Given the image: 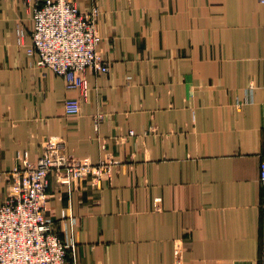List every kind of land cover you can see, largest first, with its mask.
Wrapping results in <instances>:
<instances>
[{
	"label": "crops",
	"instance_id": "obj_1",
	"mask_svg": "<svg viewBox=\"0 0 264 264\" xmlns=\"http://www.w3.org/2000/svg\"><path fill=\"white\" fill-rule=\"evenodd\" d=\"M38 1L0 0V204L14 169L59 144L113 162L96 183L49 173L66 264H264V4L73 0L98 5L109 66L84 70L82 95L26 51Z\"/></svg>",
	"mask_w": 264,
	"mask_h": 264
},
{
	"label": "built area",
	"instance_id": "obj_2",
	"mask_svg": "<svg viewBox=\"0 0 264 264\" xmlns=\"http://www.w3.org/2000/svg\"><path fill=\"white\" fill-rule=\"evenodd\" d=\"M259 1L264 4V0ZM99 12L98 5L81 11L73 0H41L31 10V44L26 51L35 57V66L51 69L63 78L66 90H79L82 95L87 90V67L102 72L109 69L97 51L101 40L96 28ZM24 35L23 28H18V44H23ZM64 112L78 114L80 100L65 98ZM103 117V112L94 115L96 129ZM112 165L111 160L92 163L77 158L59 144L43 147L33 162L23 160L11 175L7 199L0 204V264H66L69 244L45 214L49 173L70 179L90 176L96 183L111 175ZM259 180L264 183V158Z\"/></svg>",
	"mask_w": 264,
	"mask_h": 264
}]
</instances>
